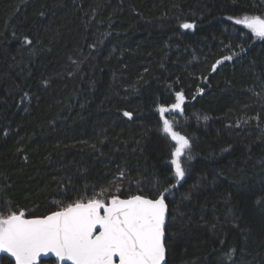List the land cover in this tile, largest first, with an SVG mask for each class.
Listing matches in <instances>:
<instances>
[{
    "label": "trees",
    "instance_id": "1",
    "mask_svg": "<svg viewBox=\"0 0 264 264\" xmlns=\"http://www.w3.org/2000/svg\"><path fill=\"white\" fill-rule=\"evenodd\" d=\"M245 15L264 0H0V212L176 184L158 109L182 92L196 150L166 194V264H264V40Z\"/></svg>",
    "mask_w": 264,
    "mask_h": 264
},
{
    "label": "snow or ice",
    "instance_id": "2",
    "mask_svg": "<svg viewBox=\"0 0 264 264\" xmlns=\"http://www.w3.org/2000/svg\"><path fill=\"white\" fill-rule=\"evenodd\" d=\"M234 22L264 40V18L245 15ZM181 26L195 27L191 23ZM175 100L170 106H160L158 112L162 132L175 143L170 163L176 184L158 191L154 198L112 196L105 202L82 197L43 217L26 218L23 210L9 209L7 215L0 212V253L9 254L15 264H42V257L49 254L71 264H166V194L185 179L187 169L183 160L191 159L186 154L192 146L190 139L176 131L174 122L166 118L169 112L183 110L184 94L176 93ZM124 116L131 118L132 113L125 112Z\"/></svg>",
    "mask_w": 264,
    "mask_h": 264
},
{
    "label": "rangeland",
    "instance_id": "3",
    "mask_svg": "<svg viewBox=\"0 0 264 264\" xmlns=\"http://www.w3.org/2000/svg\"><path fill=\"white\" fill-rule=\"evenodd\" d=\"M250 30V29H249ZM182 113H183V110L182 111H173V112H169V113H167L166 114V118L167 119H169L170 121H173L174 122V124H173V126H174V129L176 130V131H179V132H181L183 135H186L189 139H190V141H191V150H190V153H187L186 155H190L191 156V159L190 160H188V159H184L183 160V163H184V166L186 167V169H187V175H186V177H185V179L189 176V174H190V171H191V161H192V159H193V156H194V153H195V143H194V139H193V137H192V135H191V133H190V131H189V124H188V122L183 118V116H182ZM163 135H164V137H165V139L168 141V143L170 144V146H171V151H170V157H169V164H170V166H171V168H172V170H173V173H174V169H173V166L171 165V163H170V161H171V159H172V152L174 151V148H175V143L173 142V141H171L170 140V138H169V136L168 135H166V134H164L163 133ZM184 179V180H185ZM183 180V181H184ZM182 182V181H181ZM180 182V183H181ZM113 196H117V195H113ZM5 256V254L4 253H0V261L2 260V258Z\"/></svg>",
    "mask_w": 264,
    "mask_h": 264
},
{
    "label": "water",
    "instance_id": "4",
    "mask_svg": "<svg viewBox=\"0 0 264 264\" xmlns=\"http://www.w3.org/2000/svg\"><path fill=\"white\" fill-rule=\"evenodd\" d=\"M5 256L10 258L11 260H13L15 262V259L10 257L9 254H5ZM49 259L55 260L58 264H71V261H63V262L58 261L57 258H55L53 254H49V256H47V257H42V261L49 260ZM166 263H167V252H166Z\"/></svg>",
    "mask_w": 264,
    "mask_h": 264
}]
</instances>
